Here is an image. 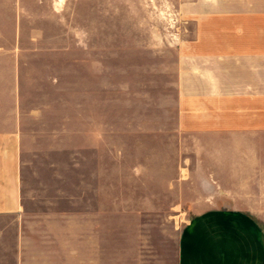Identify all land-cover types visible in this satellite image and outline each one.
Listing matches in <instances>:
<instances>
[{
  "label": "rangeland",
  "instance_id": "rangeland-1",
  "mask_svg": "<svg viewBox=\"0 0 264 264\" xmlns=\"http://www.w3.org/2000/svg\"><path fill=\"white\" fill-rule=\"evenodd\" d=\"M178 1L20 2L29 21L26 218L66 229L68 245L82 227L83 242L98 244L99 264H177L193 199L210 190L194 187L203 158L178 131L172 40L186 26Z\"/></svg>",
  "mask_w": 264,
  "mask_h": 264
},
{
  "label": "crops",
  "instance_id": "crops-1",
  "mask_svg": "<svg viewBox=\"0 0 264 264\" xmlns=\"http://www.w3.org/2000/svg\"><path fill=\"white\" fill-rule=\"evenodd\" d=\"M8 2L0 0V264H99L98 244L83 242L82 227L68 245L66 229L61 235L26 218L22 33L29 21L21 0ZM175 6L186 20L172 40L178 131L203 158L204 179L194 187L210 189L193 199L177 264H264V0ZM187 169L190 177L194 168Z\"/></svg>",
  "mask_w": 264,
  "mask_h": 264
}]
</instances>
